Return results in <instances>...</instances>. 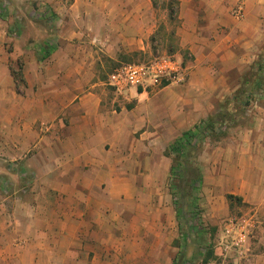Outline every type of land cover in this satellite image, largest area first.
Listing matches in <instances>:
<instances>
[{
	"label": "crops",
	"instance_id": "0c3cea01",
	"mask_svg": "<svg viewBox=\"0 0 264 264\" xmlns=\"http://www.w3.org/2000/svg\"><path fill=\"white\" fill-rule=\"evenodd\" d=\"M170 9L183 80L116 91L110 67L168 29L153 0H0V264H154L144 223L170 212L167 143L236 89L264 22V0ZM208 155L201 182L252 226L234 264H264V104Z\"/></svg>",
	"mask_w": 264,
	"mask_h": 264
},
{
	"label": "rangeland",
	"instance_id": "374dc122",
	"mask_svg": "<svg viewBox=\"0 0 264 264\" xmlns=\"http://www.w3.org/2000/svg\"><path fill=\"white\" fill-rule=\"evenodd\" d=\"M153 1L159 7L160 27L168 29L159 30L151 52L134 54L110 67L105 74L106 81L107 75L121 63L147 61L157 55H173L168 45L172 39L169 37V29L175 23L169 20L168 7L175 9L176 0ZM4 5L7 6L8 3ZM238 17L242 19V13ZM260 34L261 43L256 56L243 70L249 69L257 61H264V22ZM261 104H264V94H256L251 105L246 108L247 119L244 126L232 127L225 134L206 138L199 155L206 151L212 155L216 147L231 146L237 136L251 126ZM199 155L196 157L198 163ZM176 183L177 185H171L172 192L168 191V202L171 206L169 215L158 211L154 223H144L145 230L155 229L159 233L155 238L145 239V247L153 252V263L173 264V261H178L179 264H234V255L243 257L252 226L239 209V197L233 195L229 199L227 196L231 194L219 197L202 182L195 189L185 180ZM240 232L245 234V238L242 246H237L234 242L241 236Z\"/></svg>",
	"mask_w": 264,
	"mask_h": 264
},
{
	"label": "trees",
	"instance_id": "16d2710c",
	"mask_svg": "<svg viewBox=\"0 0 264 264\" xmlns=\"http://www.w3.org/2000/svg\"><path fill=\"white\" fill-rule=\"evenodd\" d=\"M172 12L173 9H170V14ZM256 94H264V61H257L249 69L243 70L236 89L213 113L168 143L164 154L171 161L168 179L171 192V185H177V181H188V185L194 189L200 185L202 175L196 157L202 143L206 138L225 134L229 128L244 126L246 108L251 105ZM227 197L230 199L233 195ZM173 264L179 263L173 261Z\"/></svg>",
	"mask_w": 264,
	"mask_h": 264
},
{
	"label": "built area",
	"instance_id": "2783aa9c",
	"mask_svg": "<svg viewBox=\"0 0 264 264\" xmlns=\"http://www.w3.org/2000/svg\"><path fill=\"white\" fill-rule=\"evenodd\" d=\"M182 61L171 55H157L147 61L125 62L116 66L108 75L107 83L116 91L130 87H161L183 80ZM235 240L242 246L245 234Z\"/></svg>",
	"mask_w": 264,
	"mask_h": 264
}]
</instances>
